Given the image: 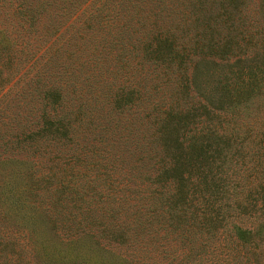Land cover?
<instances>
[{
	"label": "trees",
	"instance_id": "1",
	"mask_svg": "<svg viewBox=\"0 0 264 264\" xmlns=\"http://www.w3.org/2000/svg\"><path fill=\"white\" fill-rule=\"evenodd\" d=\"M0 264H264V0H0Z\"/></svg>",
	"mask_w": 264,
	"mask_h": 264
}]
</instances>
